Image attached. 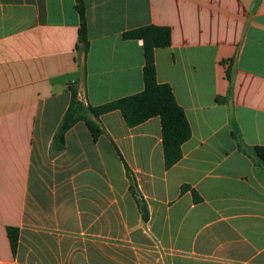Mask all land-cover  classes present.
<instances>
[{
    "label": "crops",
    "instance_id": "obj_1",
    "mask_svg": "<svg viewBox=\"0 0 264 264\" xmlns=\"http://www.w3.org/2000/svg\"><path fill=\"white\" fill-rule=\"evenodd\" d=\"M83 1L87 51L76 0H0V264H264V0ZM146 26L172 33L155 60L192 129L182 159L166 168L160 118L119 111L54 154L72 85L93 107L144 91L124 34Z\"/></svg>",
    "mask_w": 264,
    "mask_h": 264
},
{
    "label": "trees",
    "instance_id": "obj_2",
    "mask_svg": "<svg viewBox=\"0 0 264 264\" xmlns=\"http://www.w3.org/2000/svg\"><path fill=\"white\" fill-rule=\"evenodd\" d=\"M76 1L81 17L79 39L82 49L87 51L89 38L84 1ZM124 38L143 41L145 56L144 91L102 106L93 107L85 105L80 100L77 88L72 85L70 87L71 102L55 135L53 153H60L65 149L66 134L78 122H85L94 139H98L104 134V130L97 123V120L102 115L119 111L130 128H135L154 117L160 118L165 166L170 169L182 159V147L192 137V129L186 112L177 102L172 87L169 84H160L157 80L155 52L157 49L171 46V30L165 27L146 26L125 33ZM226 74L231 84L230 68L227 69ZM222 102H227V98H222ZM255 151L264 162V147H256ZM130 189L134 195H137L135 187L131 186ZM139 207L144 219L147 220V205L140 200ZM7 232L12 251L16 254L20 229L10 226L7 228Z\"/></svg>",
    "mask_w": 264,
    "mask_h": 264
}]
</instances>
